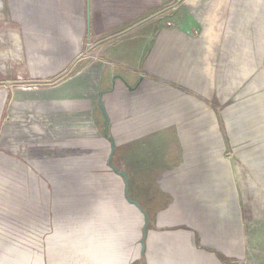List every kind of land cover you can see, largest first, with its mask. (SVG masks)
Wrapping results in <instances>:
<instances>
[{
	"label": "crops",
	"instance_id": "crops-1",
	"mask_svg": "<svg viewBox=\"0 0 264 264\" xmlns=\"http://www.w3.org/2000/svg\"><path fill=\"white\" fill-rule=\"evenodd\" d=\"M164 2L4 0L35 82L62 80L23 92L24 119L3 139L46 155L66 188L114 191L143 213L128 194L151 228L138 264H241L253 213L241 188L264 179L257 0H184L150 17ZM0 239V257L15 251L16 237Z\"/></svg>",
	"mask_w": 264,
	"mask_h": 264
},
{
	"label": "rangeland",
	"instance_id": "rangeland-1",
	"mask_svg": "<svg viewBox=\"0 0 264 264\" xmlns=\"http://www.w3.org/2000/svg\"><path fill=\"white\" fill-rule=\"evenodd\" d=\"M176 2L178 0L164 2L152 12ZM3 4L4 0H0V236L8 239L16 237L17 245L16 248L10 247L15 251L10 249L2 253L0 264H43L56 259H65V264H125L128 257L130 262L127 264H138L142 253L139 241L143 238L141 231L145 224L143 213L122 209L120 206L125 203L119 202L114 191L109 196L106 193L90 196L84 192L83 184H68L66 188L58 183L61 177L50 167L52 163L46 155L40 154L35 158L28 153L35 150L32 147L22 145L20 149L3 139L8 123L16 121V114L20 116L19 123L24 119L22 113L19 114L23 92L49 87L62 80L55 79L42 85L35 82L43 79L39 76L42 75L40 68H37V73H31L23 62H27L26 56L25 60L21 59L24 52L19 49L18 41L23 37L24 28L16 27L14 18L8 16ZM257 6L260 71L264 89V0H257ZM261 8L263 10H259ZM121 30H115L110 35ZM121 35L114 38L118 39ZM92 43L93 39L86 40L85 50ZM97 51L86 53L87 57L98 61L101 53ZM15 93L19 94L18 102ZM8 135L12 136L11 132ZM256 181L248 188H241L244 196L247 193L248 205L253 210V213L249 212V220L244 227L246 251L241 257V264H264V179L261 185ZM110 184L122 185V182ZM75 186L77 190L72 191ZM150 229L148 226L146 231ZM0 241L8 243L3 239Z\"/></svg>",
	"mask_w": 264,
	"mask_h": 264
},
{
	"label": "water",
	"instance_id": "water-1",
	"mask_svg": "<svg viewBox=\"0 0 264 264\" xmlns=\"http://www.w3.org/2000/svg\"><path fill=\"white\" fill-rule=\"evenodd\" d=\"M179 1H180V0H178V2H176V3H174V4H171L170 6H168V7H166V8H169V7H173V6H175L176 4L179 3ZM166 8H165V9H166ZM165 9L160 10V11H158V12H156V13L150 15V17H153V16H155V15H158V14L162 13L163 11H165ZM150 17L147 18V19L141 20L140 22H137V23H136L134 26H132V27H135L137 24H140L141 22L150 19ZM132 27H130V28H132ZM121 174L125 177V175H124L123 173H121ZM126 183H127V181H126ZM125 192H126V194H127V187H126ZM127 197H128V200H129L131 203H133L137 208H139V209L144 213V215H145V226H144V228H143V230H142V237H143V238L141 239V242H140V243H141V249H142V251H143V247H144V239H145V235H146V228H147V225H148V223H147L148 215H147L146 211L143 210V208H140L139 205H138L135 201H133V200H131V199L129 198V195H128V194H127Z\"/></svg>",
	"mask_w": 264,
	"mask_h": 264
}]
</instances>
